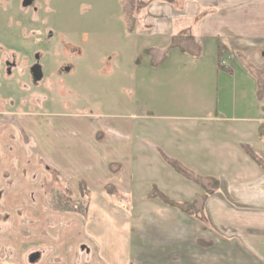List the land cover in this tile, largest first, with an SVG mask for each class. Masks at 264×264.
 <instances>
[{"label":"crops","instance_id":"crops-1","mask_svg":"<svg viewBox=\"0 0 264 264\" xmlns=\"http://www.w3.org/2000/svg\"><path fill=\"white\" fill-rule=\"evenodd\" d=\"M146 13L156 56L129 80L143 114L0 123V264H264V0ZM182 30L198 56L171 47ZM48 166L77 193L82 183L86 213L51 197Z\"/></svg>","mask_w":264,"mask_h":264},{"label":"rangeland","instance_id":"rangeland-1","mask_svg":"<svg viewBox=\"0 0 264 264\" xmlns=\"http://www.w3.org/2000/svg\"><path fill=\"white\" fill-rule=\"evenodd\" d=\"M155 1L171 0H0V123L11 112L143 114L129 80L145 56H156L144 49L152 30L146 11ZM33 66L40 68L38 79ZM47 169L51 197L63 194L67 206L86 213L87 193ZM9 244L1 248L5 260L14 252ZM83 255L77 247L75 261Z\"/></svg>","mask_w":264,"mask_h":264},{"label":"trees","instance_id":"trees-1","mask_svg":"<svg viewBox=\"0 0 264 264\" xmlns=\"http://www.w3.org/2000/svg\"><path fill=\"white\" fill-rule=\"evenodd\" d=\"M178 36L172 39L171 47H176L181 52H188L189 54H191L193 56H198L199 55L200 47L198 46V44L194 43L190 37H188V34H185V35L184 34H179ZM182 39H184V40H182ZM164 58H165V56H163V58L160 60V62ZM167 161L171 164V166L177 172H180V173H183V174L187 175V172H185L181 166H179L178 164H176L173 161H170V160H167ZM82 186H83L82 183H79L78 189H80V187L82 188ZM164 200H165V202H167L169 204H172L171 202H168L166 199H164Z\"/></svg>","mask_w":264,"mask_h":264},{"label":"water","instance_id":"water-1","mask_svg":"<svg viewBox=\"0 0 264 264\" xmlns=\"http://www.w3.org/2000/svg\"><path fill=\"white\" fill-rule=\"evenodd\" d=\"M35 78L38 79L40 78V73H35ZM39 257V253H33L29 257V261L32 263L34 262L37 258Z\"/></svg>","mask_w":264,"mask_h":264},{"label":"flooded vegetation","instance_id":"flooded-vegetation-1","mask_svg":"<svg viewBox=\"0 0 264 264\" xmlns=\"http://www.w3.org/2000/svg\"><path fill=\"white\" fill-rule=\"evenodd\" d=\"M30 2L25 1V6H28ZM32 73H40V68L38 66H33L31 69Z\"/></svg>","mask_w":264,"mask_h":264},{"label":"built area","instance_id":"built-area-1","mask_svg":"<svg viewBox=\"0 0 264 264\" xmlns=\"http://www.w3.org/2000/svg\"><path fill=\"white\" fill-rule=\"evenodd\" d=\"M221 65L225 66V62L224 61H221Z\"/></svg>","mask_w":264,"mask_h":264}]
</instances>
